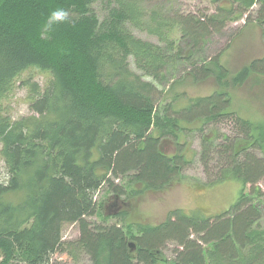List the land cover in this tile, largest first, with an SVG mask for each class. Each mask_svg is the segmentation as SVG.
I'll list each match as a JSON object with an SVG mask.
<instances>
[{
  "label": "trees",
  "instance_id": "16d2710c",
  "mask_svg": "<svg viewBox=\"0 0 264 264\" xmlns=\"http://www.w3.org/2000/svg\"><path fill=\"white\" fill-rule=\"evenodd\" d=\"M163 1L0 0V264H57L55 253L87 258L76 264H264V119L235 111L219 54L203 56L213 34L242 18L254 17L264 42V0H209L213 10L195 14L165 9ZM98 2L100 13L92 9ZM60 8L68 20L47 30ZM179 64L185 76L175 83L213 79L215 90L184 106L163 100L158 85ZM30 68L49 73L43 88L31 76L20 80ZM263 74L264 56L230 84ZM17 87L27 91L29 114L13 119L3 103ZM225 122L228 133L218 135L215 126ZM188 131L199 132L208 184L227 175L241 184L227 210L205 217L172 209L156 224L126 223V208L116 223L105 214L98 223L88 219L99 213L102 188L107 211L176 181L191 163L179 141ZM164 142L174 151L166 153ZM72 224L78 236L64 242L63 227Z\"/></svg>",
  "mask_w": 264,
  "mask_h": 264
},
{
  "label": "rangeland",
  "instance_id": "374dc122",
  "mask_svg": "<svg viewBox=\"0 0 264 264\" xmlns=\"http://www.w3.org/2000/svg\"><path fill=\"white\" fill-rule=\"evenodd\" d=\"M165 9H172L181 12H190L192 14L203 10L212 11L213 6L209 0H164L160 3ZM97 13L101 11L100 3L92 5ZM148 7L145 6V11ZM256 9V6L251 8V15ZM253 11V12H252ZM135 37L157 43L155 36L149 35L144 31L132 29ZM219 54L221 64L227 69L229 76L226 80L228 83V92L231 96L232 106L242 116L253 119H264V74L261 76L251 75L240 86H231L230 78L243 65L251 60L258 59L264 56V42L261 36L260 29L257 27L254 17L250 20L239 19L230 22L221 32L215 33L207 42L203 56L206 60ZM130 68L137 74H141L130 61ZM186 66L179 64L177 67L167 69V81L163 85H158L162 92L163 100L175 101L178 106H184L186 99L189 97L206 96L215 90L213 79H208L203 82L193 83L185 79L183 82L175 83L176 80H181L185 76L184 69ZM31 76L41 88H43L46 80L49 78V73L39 68H30L23 72L20 80ZM143 79L151 81L147 76H142ZM173 87V90H169ZM175 94V95H174ZM27 91L23 87H17L11 98L3 103L13 119L22 115L29 114ZM174 95V96H173ZM174 98H173V97ZM171 97L173 99H171ZM171 99V100H170ZM183 125H186L183 123ZM218 135L228 133V123L218 124L215 126ZM212 128V127H211ZM179 141H185L188 145L187 155L191 159L181 176L169 186L160 191H145L138 196L129 198L125 204L118 210L126 208L127 215L124 216L126 223L143 222L148 224H156L165 219L172 209H181L188 214H198L205 217H215L221 212L227 210L237 199L241 184L230 175H227L221 182L208 184L207 172L200 164L198 159L200 137L199 132L188 131L183 136L179 137ZM166 153L174 151V144L164 142L162 145ZM212 172L217 171L211 169ZM4 165L0 158V176L3 175ZM116 182V181H115ZM119 183V182H118ZM264 193V181L258 183ZM249 185L246 186V190ZM109 193L102 188L96 194L97 203L102 206L106 204ZM264 205V196L260 200ZM117 204H108L107 211L99 207V213L89 217L92 222L98 223L105 214V219L108 223L118 222L117 212L114 207ZM124 210V211H125ZM78 236V228L76 225H65L62 231L64 242L74 240ZM174 244L169 243L164 251L165 256H172L171 250ZM53 260L57 264H76V262L86 263L87 258L81 254H77L76 260L66 253H55Z\"/></svg>",
  "mask_w": 264,
  "mask_h": 264
},
{
  "label": "clouds",
  "instance_id": "9594fccd",
  "mask_svg": "<svg viewBox=\"0 0 264 264\" xmlns=\"http://www.w3.org/2000/svg\"><path fill=\"white\" fill-rule=\"evenodd\" d=\"M69 12L66 9H56L50 13L47 22L45 23V28L47 30H52L54 25L64 23L68 20ZM7 177H5V180Z\"/></svg>",
  "mask_w": 264,
  "mask_h": 264
},
{
  "label": "flooded vegetation",
  "instance_id": "af4514ba",
  "mask_svg": "<svg viewBox=\"0 0 264 264\" xmlns=\"http://www.w3.org/2000/svg\"><path fill=\"white\" fill-rule=\"evenodd\" d=\"M124 204H125V203L123 202V203H121V204L117 205V207H114V208H115V210H116V211H119L118 209H119V208H121V206H122V205H124Z\"/></svg>",
  "mask_w": 264,
  "mask_h": 264
}]
</instances>
